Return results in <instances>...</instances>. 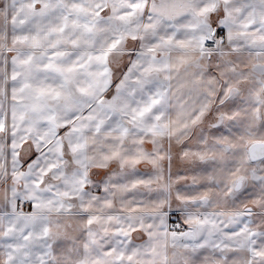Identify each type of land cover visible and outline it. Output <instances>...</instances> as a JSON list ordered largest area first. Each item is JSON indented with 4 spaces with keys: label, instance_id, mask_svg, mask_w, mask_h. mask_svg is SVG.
Segmentation results:
<instances>
[{
    "label": "snow or ice",
    "instance_id": "6c2138e0",
    "mask_svg": "<svg viewBox=\"0 0 264 264\" xmlns=\"http://www.w3.org/2000/svg\"><path fill=\"white\" fill-rule=\"evenodd\" d=\"M0 264H264V0H0Z\"/></svg>",
    "mask_w": 264,
    "mask_h": 264
}]
</instances>
